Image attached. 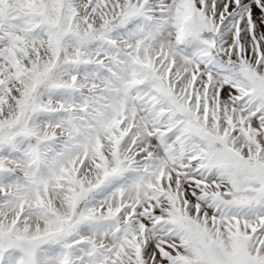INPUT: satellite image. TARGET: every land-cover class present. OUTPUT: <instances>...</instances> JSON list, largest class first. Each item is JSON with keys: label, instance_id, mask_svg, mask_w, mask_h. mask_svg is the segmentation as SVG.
<instances>
[{"label": "snow or ice", "instance_id": "snow-or-ice-1", "mask_svg": "<svg viewBox=\"0 0 264 264\" xmlns=\"http://www.w3.org/2000/svg\"><path fill=\"white\" fill-rule=\"evenodd\" d=\"M0 264H264V0H0Z\"/></svg>", "mask_w": 264, "mask_h": 264}]
</instances>
